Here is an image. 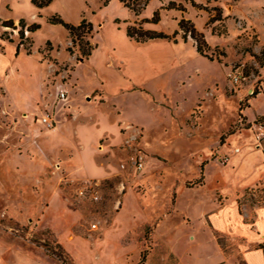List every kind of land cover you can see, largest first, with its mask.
<instances>
[{
  "label": "rangeland",
  "instance_id": "1",
  "mask_svg": "<svg viewBox=\"0 0 264 264\" xmlns=\"http://www.w3.org/2000/svg\"><path fill=\"white\" fill-rule=\"evenodd\" d=\"M144 2L53 0L47 7L37 9L31 0H0V35L5 38L0 40V55H4L7 46L15 50L20 43L18 53L31 57L43 68L42 93L30 114L20 111L12 119L15 113L0 86V157L5 151L23 154L13 144L17 136L27 137L30 129L18 118L29 115L33 118L31 130L42 131L38 119L44 113H52L49 100L58 101L60 91L68 97L75 89V78L81 81L90 72L87 66H79L86 59H81L78 46L72 47L67 30L47 22L54 14L73 25L82 19L91 23L92 31L86 40L96 48L109 44L108 65L117 71L124 69L133 55L146 56L148 67L155 73L147 81L145 92L156 106L170 111L173 122L165 128L163 141L148 139L149 148L157 153H148L137 143H130V156L137 151L145 156L144 162L148 164L143 172L135 171L128 159L124 162L126 169L108 181L72 184L66 182L65 176L60 177L59 194L69 216L67 226L64 220H57L53 229L47 226L53 221L52 217H42L50 205L47 202H30L31 206L0 193V232L55 264H75L76 239L92 240L108 228L129 190L136 195L143 211L148 213L151 204L156 212L136 234L140 255H144L141 264H190L194 260L204 263L211 254L206 235H200V248L189 240L191 219L199 227L195 219L198 212L210 209L213 203L223 205L233 199L240 214L250 212L246 218L250 221L253 209L264 207V0H148L143 6ZM169 2L183 6L184 11L164 9ZM128 5L139 8V15H134ZM158 9L157 24L141 23ZM9 19L14 29L1 26ZM20 19L25 27L33 23L40 27L34 33L24 31L20 39ZM180 20L188 21L187 27L193 26L203 35L206 47L202 55L190 37L183 40L184 33L178 28ZM129 26L168 35L178 31L176 43H137L126 35ZM8 56L9 51L5 57ZM20 66L29 69L23 62ZM7 72V68L3 70V74ZM177 166L187 176L183 182L186 190L177 186L181 181L174 173ZM257 176L254 184L239 191ZM44 177L40 175L36 182ZM94 183L97 198H93L91 191L79 194L82 188ZM176 192L180 209L187 214H176ZM14 211L21 217L19 221L12 217ZM163 219L167 220L164 230L174 231L176 248L172 250H160L153 245L154 228ZM64 231L72 246L61 240ZM214 237L228 264H242L240 238L225 234Z\"/></svg>",
  "mask_w": 264,
  "mask_h": 264
},
{
  "label": "crops",
  "instance_id": "2",
  "mask_svg": "<svg viewBox=\"0 0 264 264\" xmlns=\"http://www.w3.org/2000/svg\"><path fill=\"white\" fill-rule=\"evenodd\" d=\"M108 45L104 48L95 46L88 59L79 64L87 66L90 72L81 81L75 78V89L65 101L49 100L54 127L48 129L38 119V126L43 130L37 132L33 130V118L23 114L24 118L17 121L30 131L27 137L25 134H21V138L17 136L13 144L18 151L22 149L23 154L5 151L0 157V193L16 198L17 203L26 202L31 206L32 203H49L42 217L45 220L53 218L51 224H47L51 229L57 220H64L67 226L69 217L60 201V177L65 176L66 182L72 184L116 178L121 173L120 164L129 159L130 143H137L148 153H157L149 148L148 139L163 141L165 128L173 123L170 111L156 106L145 92L147 81L155 73L148 67L147 57L133 55L126 67L117 71L108 65ZM7 51L10 56L6 58ZM21 62L29 69L22 68ZM6 68L5 75L3 70ZM42 79L43 68L39 63L26 55L16 54V47L15 50L11 45L5 48L4 55H0V86L7 93L15 113L12 119L19 116L20 111L29 114L34 111L42 93ZM147 164L145 161L142 172ZM230 169L234 168L231 166ZM174 173L181 179L177 186L186 190L183 182L187 176L179 166ZM40 175L45 177L36 182ZM257 178L239 191L254 184ZM138 201L131 190L127 191L122 208L112 216L108 228L92 240L77 238L73 245L75 264H139L141 255L136 234L156 216V212L149 204L148 215ZM174 207L178 213L175 211L173 215L184 212L180 209L178 194ZM12 214L15 220L21 219L15 211ZM249 214L248 211L240 214L235 201L229 199L223 205L213 203L210 209L198 212L195 219L199 227L193 225L190 216L191 244L200 248V235L204 233L211 245V254L204 263L194 260L190 264H228L214 237L216 234L241 239L238 251L242 264H264V252L259 248L264 244V207H255L250 221L246 219ZM166 221L160 220L153 232V245L159 246L160 250L176 248L174 231L164 230ZM60 238L69 241L66 231ZM67 245L72 246L71 242ZM0 264L55 263L0 232Z\"/></svg>",
  "mask_w": 264,
  "mask_h": 264
},
{
  "label": "trees",
  "instance_id": "3",
  "mask_svg": "<svg viewBox=\"0 0 264 264\" xmlns=\"http://www.w3.org/2000/svg\"><path fill=\"white\" fill-rule=\"evenodd\" d=\"M53 0H31L32 4L35 6L37 9H42L44 7H47ZM106 3V1L104 2ZM148 3V0H145L143 3V6H146ZM131 5H128L134 15H139L140 9L135 8V7H130ZM164 9H176L180 11H184L183 6L177 5L174 2H169L168 5ZM47 22L50 25H61L64 27L71 39V45L72 47L78 46L79 47V52H81L80 57L81 59H87L90 55L91 52L94 49V46H91L89 42L86 40V37L90 34L92 31V25L91 23L87 22L85 19H82L78 25H73L70 23L65 22L59 15L54 14L51 17L47 19ZM159 22V9L153 12V15L150 19H143L141 23H150V24H157ZM189 22L185 20H180L178 22V28L179 30L183 31V40H186V36L190 37L193 42L194 46L196 48V51L199 54H203L204 49L206 47L205 41L203 39V35L201 33H198L193 26H188L187 24ZM2 27L6 28H13V22L12 20H6L1 22ZM18 26L20 28L19 30V37L22 39L24 37V31H27L29 33H34L39 29V24L33 23L30 26L25 27L23 19H20ZM178 34V31H174L171 35L164 34L161 32H155V31H150V30H144L141 27L135 28L132 26L127 27L126 29V35L129 38H132L135 42L137 43H144L147 41H153V40H166V41H173L176 43L175 36ZM7 39V38H6ZM0 40H5L2 35H0ZM9 42H11L10 39H8ZM83 46H86L84 48ZM20 47V43L16 46V54H18V50ZM68 51L71 52V48H68ZM27 54L30 53L29 50L26 51ZM80 59V58H79ZM231 134V133H229ZM259 248L263 250L264 252V244L259 245ZM140 261L139 264L143 262L144 255L141 254L140 256Z\"/></svg>",
  "mask_w": 264,
  "mask_h": 264
},
{
  "label": "built area",
  "instance_id": "4",
  "mask_svg": "<svg viewBox=\"0 0 264 264\" xmlns=\"http://www.w3.org/2000/svg\"><path fill=\"white\" fill-rule=\"evenodd\" d=\"M58 98L59 100L61 101H65L67 99V95H66V92L65 91H60L58 93ZM41 124H43L46 128L48 129H52L54 127V121H53V117L50 113H44L40 118H39ZM144 155L141 153V152H136L133 156H130L129 157V162H131V165H132V168L135 170V171H140L143 169V166H144ZM119 169L122 171V170H125L126 169V166L125 164H120L119 166ZM97 186L96 183H94L93 185H90V186H87L86 188H82L80 191H79V194L80 195H84L86 192L88 191H91L92 192V195L94 194L93 198H97L96 197V190H95V187ZM120 190H124V185L121 184L120 185ZM96 226L93 225V228H95Z\"/></svg>",
  "mask_w": 264,
  "mask_h": 264
}]
</instances>
